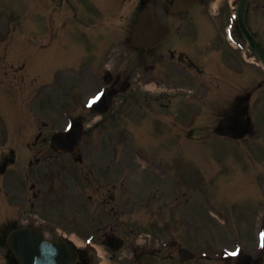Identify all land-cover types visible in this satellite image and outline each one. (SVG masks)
Instances as JSON below:
<instances>
[{
    "label": "rangeland",
    "instance_id": "obj_1",
    "mask_svg": "<svg viewBox=\"0 0 264 264\" xmlns=\"http://www.w3.org/2000/svg\"><path fill=\"white\" fill-rule=\"evenodd\" d=\"M260 2H262V0L253 1L254 5L251 13V22L253 21L252 24L254 29L260 32V39L264 43V6H262V3ZM65 5L66 7L70 6L67 3ZM159 6L162 18L165 21H170L171 17H168L166 10L163 8L164 4L160 3ZM133 8H135V6L130 1L129 3L125 4L123 13L125 11L127 14L131 10L133 11ZM199 8H194L193 11H196ZM229 8L230 7L227 5V14L230 11ZM39 11L40 9L38 3H33V0H0V63L7 61L14 65V68H9L8 64L5 68H0V81L5 82L4 87H1L4 91H6V83L8 84L10 91H14L15 89H13V86H11L10 83H15L17 85L21 83V78L14 74L15 71H23L22 65L28 66L27 72L31 67H34V65L32 66V63H29L30 60L27 57L30 53L40 52V45H42L44 41H47V37L44 38L41 35H39L38 43L33 44L29 41L30 30L37 31L39 29V17L36 15L39 14ZM19 12H22V14H18ZM27 18L29 19L27 20ZM31 18H33V20ZM187 20V18L181 19L182 25L188 23ZM118 22H124V20L117 16L116 23ZM182 30H180V33ZM91 32L92 33H90L88 36L85 35V38H79L77 40V45L73 44L72 42L60 44V46H62V53L66 54V59L64 60L63 64L53 63L48 61L47 58H44L43 62L40 64V68L37 66L39 75L37 81L46 82L48 87L45 91L38 89L42 86L36 84L34 81L30 84L31 96L35 92L39 93L38 91H40L41 94V101L38 100L31 104V108L33 111H35V113L39 110L38 108L46 106L44 109L46 113L52 112L57 115V112H60V101L81 97L80 100L83 103L85 98H87V95L94 93V91L97 89V86L101 83V81L91 78L92 75L95 74L92 69V66L94 67L95 64L89 61V56L86 57V54L89 51L94 50L97 43L99 42V36L102 31L91 30ZM87 37L90 38L86 39ZM197 43L199 44L200 41H197ZM220 50H224V48H221ZM158 52L163 54V52L165 53L166 50L163 49ZM110 53L111 55L108 56ZM110 53L105 56L104 62L102 60L97 61L98 65L100 63L101 68L103 63L108 61L112 62L114 58H116L115 64L121 60H124L121 63L122 65L119 66V68H116L120 69L121 71H125L124 69L130 65L137 67L135 70H141L143 69L142 65L153 63V60L149 57L146 60L142 58L139 59L136 55H132V53H123L118 47L111 49ZM225 55L229 57L230 61L236 60V58L233 57L229 51H226ZM49 56L52 57L53 55ZM167 57L169 58L168 53H166V56L164 57L166 61H168ZM81 60L85 61L81 63ZM179 65L183 66L181 63H179ZM76 66L79 68L77 69ZM256 66L255 71H259V66ZM4 72L7 73L4 74ZM30 75L31 78L34 76L32 73ZM186 84L192 85V87L200 86V83L197 80H189L186 82ZM243 85H245V83H243ZM246 87L252 88L253 85L250 84ZM246 87H243V89ZM137 89L140 90L139 84L134 83V88L130 90V96L126 97L122 95L116 103V109L119 111L123 110V112H125L129 118H131V115L140 114L142 111L138 106V101L142 103L143 97L138 96L136 91ZM17 90L20 91V89ZM143 91H145V89H143ZM244 91L246 90H243V92ZM54 95L58 96L55 98ZM1 96V106H7L6 104L8 102L5 100V97H3L2 94ZM124 97L126 98L124 99ZM136 98L138 100H136ZM255 102V106L259 108V106H261L264 101L259 100L256 97L254 104ZM9 106L13 107V102L11 100L9 101ZM196 107V101L187 105L188 109H193ZM4 109L2 107V112H4ZM15 109V112L18 111V104L15 105ZM59 118H61V115H59ZM114 119H116V121H113ZM114 119L112 121L108 120L106 123V126L109 127L107 130L105 127H97L95 130H87L86 137L88 138H86L82 144V153L86 157L85 163L83 165L74 163L73 158H70V156L67 154L55 152L48 142L52 130L59 126L63 127L65 125V118H62V124H59L60 120L57 119V123H54L46 129L44 128L45 131H43V136H41L39 141H36L35 137L36 134L39 133L40 129L32 132L27 138V141L29 142L28 147H30L27 157L29 159V157H32L33 154H35V151H38V155L42 156L44 159L40 161V163L33 165V168L35 169H32L30 172H28L29 181H27L25 185H22V189H16L18 190L17 192L14 190H6L7 188L15 189L12 188L11 185L16 186L17 188L20 187L21 185H18L20 180L25 179L26 173L23 170L25 161L23 164L22 160H18L16 167H14L12 170L13 175H11V177L16 176L15 178L9 179L6 173L0 175V182L2 181L3 184L7 185L6 188L4 187L6 191L4 190L3 192H1L3 190V186L1 185L0 192L5 198L6 194H8L7 191H11L16 194L14 197L24 204L23 208H18L17 210H22L26 207L29 208L33 198V189L30 187V177H33V179L38 182V187L42 189L40 198L35 200V204L37 206L36 210L41 211L39 214L42 217L47 216L51 218V222H53L54 225H65L66 228H72L77 231H81L82 235H79L80 237H84L87 232L96 224L102 225L105 222L114 221L116 228L122 232L124 236L127 233V236L132 234L134 237L142 236V238L145 239H157L158 242L166 237L165 235H167L168 231H171L176 236V238L178 235H180V242L184 247L212 246L216 243H222V241L228 242L226 244L232 246L235 238V236L232 235L242 232L245 225H241L239 223H229L226 228L224 224L219 223L214 217H212L207 212L206 208L203 209L204 219L198 224L197 219L201 218L199 216V211H194L192 208L194 203H199L197 201L198 198H200L199 195L203 190L201 186L207 185L205 189H209L210 191L213 189H219L221 187L220 183H222V181L220 180L219 182V180L216 179L217 177L214 175L220 176L221 172L224 170L225 167H222L220 164L222 159L215 160L213 164L212 161H209L208 169L203 171L207 184L199 182L200 165L201 163L206 162L207 157L205 158L200 144L192 143L190 147V156L193 157V159H190L187 164L181 163L177 164V166L181 171L186 173L188 179L185 182L188 183L187 186L191 190H195L194 192H196L197 195L191 197V201H188L187 197H182L184 199L182 200L183 202H188L186 206L187 210L185 211H179L176 208L174 211H172L175 204H178V202L174 203L178 196L171 197V211L169 210L171 212L170 217L172 222H176L179 226L175 227L174 230L167 229L166 223L162 222L161 218L164 208L167 207V203L166 201H163L162 203L159 200L160 192L156 189V187H152L149 192L148 188L146 190H140L138 188L139 185H142V179H140V177L144 174V172L148 176L150 175L151 178L163 181L166 178L165 176L156 172L155 168L152 165L147 164L146 161L141 162V158L138 156L139 153L135 152V148H137L134 144L136 137H138V139H142L141 142L146 143L145 138H143V134L141 132L134 133V127L129 123L125 125L124 123L120 122L117 117H114ZM1 120H4V118L2 117ZM260 125L261 124L258 126ZM7 127L9 128L10 126H5L4 122H0V143H4V146L6 147L5 149L0 150V161H3L5 158L7 160L8 155L11 154L9 151L16 149L14 142H12V146H9L7 142L5 143L4 138H2L4 136L8 137V134H14L15 128L13 131L8 132ZM111 127L117 128L119 130L118 133L111 130ZM208 150L209 154H219L215 145L211 146ZM21 153H23V148H21ZM258 153H260V151ZM211 159L213 160L214 158ZM53 163H59L60 168L64 165L67 167L70 166L71 169L68 173L72 174L66 179H60L58 183L55 181L57 188L53 192L55 195L56 192L58 195H60L58 206L55 207H53L54 204L52 203V200L48 199L49 196H47V192L49 189H45L46 181L44 178V172H51L55 168V166L51 165ZM89 165L93 168L94 172L91 173ZM2 168L3 167H1L0 172H3ZM175 168V166L171 167V174L175 173ZM37 171L39 174L35 175V173H38ZM75 174H77V177H75ZM79 174H81V178H79ZM55 176L53 178H55ZM183 177L186 179L185 176ZM1 178H3V180H1ZM23 182L24 181H22V183ZM71 182L75 185V187H72V190L76 191L77 189L78 192H76L81 196L84 191L88 194H92L94 196V205L96 206L92 207L91 202L87 200L86 195H83L82 197L78 195L79 199L75 200L73 196L69 194L70 198L68 200L72 202L62 200V194L64 193V190L69 185H71ZM163 183L167 184L165 182ZM243 186L251 188L250 193L252 200L254 198L253 185H248L245 183ZM161 188L165 190L163 184L161 185ZM225 192H227V190H225ZM150 193L151 195H149ZM227 196L229 195L226 194L221 196L220 194L219 197L224 199H236L239 197ZM241 198L243 197L241 196L238 199ZM14 200L15 198L11 199L10 201L13 202ZM48 203H52L53 205L47 206ZM250 204L251 201L248 202L247 200H243L242 203L225 204V208L229 209L230 215H240L246 212L249 213L248 210ZM9 205L11 204L9 203ZM9 208H13L12 205ZM261 208V205L258 206L257 211H259ZM50 209L54 213L50 211ZM185 224L191 225L185 227ZM258 226L259 225H256L255 231H253V228L249 226L244 228V234L241 235L243 236L246 243V248L251 247L252 244H256L255 238ZM225 228L228 230L224 231ZM51 230L53 233H55L58 229L51 227ZM131 231H133V233H131ZM99 246L103 247L101 244H99ZM102 249L104 253H106V250L108 251L107 248L105 249L103 247ZM127 254L128 251L125 247L117 255H111L110 252L108 255L110 256L112 264H128ZM120 256H123L124 258L120 259Z\"/></svg>",
    "mask_w": 264,
    "mask_h": 264
},
{
    "label": "flooded vegetation",
    "instance_id": "obj_2",
    "mask_svg": "<svg viewBox=\"0 0 264 264\" xmlns=\"http://www.w3.org/2000/svg\"><path fill=\"white\" fill-rule=\"evenodd\" d=\"M37 1L39 4V20L38 24L41 28V30H45L47 26V13H46V3L48 0H33ZM109 2H114V3H119L121 1L125 2L126 0H107ZM142 0H138V4L141 3ZM203 10H211V0H206L203 3ZM224 7L222 6L219 9L218 16H221L223 14ZM194 13H191V10L187 12H179V13H171V33L168 38V43L166 44V50L169 53V56L171 59L177 63L183 64V66H177L174 65L173 67H189V68H194L196 69L195 71H188L184 72L182 69L179 73L174 74V69H172L171 73L172 75L176 76L177 78H183V79H190V78H197L201 77L204 74V69L199 67V61L193 57L196 56V52L200 50V48L197 45H191V44H184L181 40V37L183 36L180 31H177L180 26L175 25V19L178 18H187V19H193L195 18ZM124 19V17H123ZM223 32H222V27L220 22H218V27L216 28V37L221 43H224L223 39ZM185 37V35H184ZM183 37V39H184ZM121 41L125 45L126 43V27L122 28L121 32ZM119 68V66L117 67ZM150 71H157L158 75L156 77H164V72H161L158 70V68L152 66L150 68ZM115 75L121 74L122 75V81L121 83H132V82H138L142 80L143 76L141 73H136V75H133L131 72L130 74H127L126 71H121L120 69H115L114 71ZM116 83V82H115ZM209 83V82H208ZM217 91H218V96L221 99V107L217 109V112L220 115V121L217 129L219 131H233L237 133H243L244 131H250L251 133L254 132L253 125L251 123H248V125L239 126V119L243 118L246 115L251 114V108H252V98H253V90H246L243 93L238 94L236 92V89L229 90L228 92H223L222 88V83L223 80H218L217 82ZM203 89V88H202ZM206 92V89H205ZM211 90L208 91L205 94V99L208 98ZM156 100L159 98L156 97ZM168 111L169 109L166 108L163 110L161 113L165 112V117L168 118ZM172 111V109L170 110ZM163 118V115H161V118L157 119V122L160 121V119ZM114 119L111 117H108L103 120V122H97L93 126L94 127H105L109 128L106 126V123L108 120L112 121ZM119 121L121 122V119L118 117ZM113 121H116L114 119ZM45 126L48 125V123L44 124ZM156 126L160 127L161 123L155 124ZM41 132V129L39 130ZM41 138V134L37 136V140ZM5 164H8L10 161H3ZM29 165V163H28ZM13 219H18L21 217H26L29 215V212L24 208L20 212L17 211L16 209L13 210ZM252 261L255 264H264V258L262 256H254ZM225 264H241L238 260H232L229 262H226Z\"/></svg>",
    "mask_w": 264,
    "mask_h": 264
},
{
    "label": "water",
    "instance_id": "obj_3",
    "mask_svg": "<svg viewBox=\"0 0 264 264\" xmlns=\"http://www.w3.org/2000/svg\"><path fill=\"white\" fill-rule=\"evenodd\" d=\"M246 1L247 0H243L242 3H241L242 11H243V9L245 7ZM149 14L152 15V11L143 14V16L141 17V19H139V23L137 25V29L138 28L139 29H141V28H143V29H149V28H152L154 26V24H152V18H151V16ZM241 21L243 22V14L241 15ZM139 29L137 31H139ZM143 36L145 37V38H143L144 41H139L142 44H146V43L147 44H151L153 42L152 41V39L154 38V35L153 34H151V33H149V34H143ZM138 37H141V34L135 33L133 35V41L137 43L138 42ZM258 50H259V48H258Z\"/></svg>",
    "mask_w": 264,
    "mask_h": 264
},
{
    "label": "snow or ice",
    "instance_id": "obj_4",
    "mask_svg": "<svg viewBox=\"0 0 264 264\" xmlns=\"http://www.w3.org/2000/svg\"><path fill=\"white\" fill-rule=\"evenodd\" d=\"M97 99H99V97H97ZM233 255H235V253H233Z\"/></svg>",
    "mask_w": 264,
    "mask_h": 264
}]
</instances>
